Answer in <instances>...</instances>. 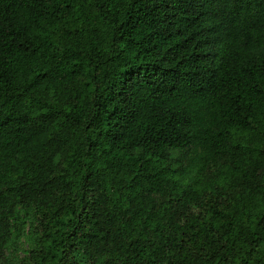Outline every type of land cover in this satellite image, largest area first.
Masks as SVG:
<instances>
[{
    "label": "trees",
    "instance_id": "obj_1",
    "mask_svg": "<svg viewBox=\"0 0 264 264\" xmlns=\"http://www.w3.org/2000/svg\"><path fill=\"white\" fill-rule=\"evenodd\" d=\"M19 219L26 264H264V0H0V264Z\"/></svg>",
    "mask_w": 264,
    "mask_h": 264
},
{
    "label": "rangeland",
    "instance_id": "obj_2",
    "mask_svg": "<svg viewBox=\"0 0 264 264\" xmlns=\"http://www.w3.org/2000/svg\"><path fill=\"white\" fill-rule=\"evenodd\" d=\"M15 225L19 235L9 246L7 256L10 264H26L27 251L35 247L38 236L33 234L29 220L19 219Z\"/></svg>",
    "mask_w": 264,
    "mask_h": 264
}]
</instances>
